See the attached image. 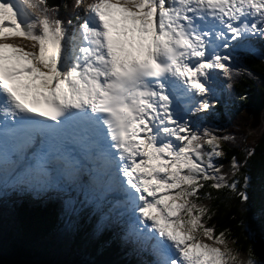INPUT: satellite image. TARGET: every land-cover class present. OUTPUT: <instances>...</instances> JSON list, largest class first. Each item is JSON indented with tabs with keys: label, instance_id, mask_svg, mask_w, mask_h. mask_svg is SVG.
I'll use <instances>...</instances> for the list:
<instances>
[{
	"label": "snow or ice",
	"instance_id": "obj_1",
	"mask_svg": "<svg viewBox=\"0 0 264 264\" xmlns=\"http://www.w3.org/2000/svg\"><path fill=\"white\" fill-rule=\"evenodd\" d=\"M256 41L264 0H0V241L10 199H56L68 231L86 213L137 264H264L209 223L221 193L248 203L264 116L240 135L188 116L218 77H253L234 61H264Z\"/></svg>",
	"mask_w": 264,
	"mask_h": 264
},
{
	"label": "trees",
	"instance_id": "obj_2",
	"mask_svg": "<svg viewBox=\"0 0 264 264\" xmlns=\"http://www.w3.org/2000/svg\"><path fill=\"white\" fill-rule=\"evenodd\" d=\"M60 15L64 16L65 13L62 11ZM257 50H264V43L261 42ZM234 66L247 67L253 73V77L235 76L230 88L227 87L226 78L218 77L216 87L219 103L213 107L211 112L199 115L201 121L198 122L202 126L206 125L220 132L240 135L246 133V125L253 110L257 111L255 120L258 123L264 116V61L255 55L240 52L239 60L234 61ZM245 94L246 100L241 101L239 97ZM262 147H264V134H260L256 143V154L249 162L248 203L241 204L238 198L228 197L221 193L222 198L210 202L215 209V215L209 221L210 224L216 225L217 231L230 228L232 236L242 248L248 246L250 242L248 237L251 234L252 244L257 254H264V213L261 212L264 208ZM225 151L228 155H235L238 159L243 155L238 147H233L231 152L226 147ZM218 163L227 166V156L219 159ZM213 195H216L214 191ZM60 208V202L56 199L14 203L16 226L12 233L6 232L0 241V264H53L57 262L59 252L54 248V242L44 240L47 237L54 238L60 225L66 221L65 217H60ZM92 219L85 213L78 221L77 227H73L70 254L67 255L80 253L78 251L83 245L84 250L82 251L88 254L89 259L87 260L95 261L96 264H133L132 257L137 264L139 258L126 249L122 250L123 247L114 242V236L110 232L98 237H93L89 233L85 239L83 233L89 232ZM84 240L88 241V245L84 246Z\"/></svg>",
	"mask_w": 264,
	"mask_h": 264
},
{
	"label": "rangeland",
	"instance_id": "obj_3",
	"mask_svg": "<svg viewBox=\"0 0 264 264\" xmlns=\"http://www.w3.org/2000/svg\"><path fill=\"white\" fill-rule=\"evenodd\" d=\"M8 42L16 43L18 45L24 46V47L29 48V49H30L31 43H32V42L24 40L22 37H10L8 39ZM188 116L190 119L193 120L194 123H196V121H201V117L199 115L198 116L194 115L195 118L192 117V115H190V114H188ZM249 121H250V119H249ZM249 121H248V123H249ZM257 125H258V121H256L254 119L251 127L256 128ZM258 137H259V135H257V133L254 132L251 135H248L247 141L249 143H252V142L257 143L258 141H256V140ZM15 199L17 200L18 198H15ZM241 204H244V203L241 202ZM60 217H63V215L61 214V211H60ZM15 226H16L15 221H9L6 223H4V221H2V237L5 236L6 232L12 233L15 229ZM63 227L66 228V225H64ZM63 227H61V228H63ZM75 227H77V225ZM66 233L67 234H64L63 239L61 241H59V244H57L58 242L56 240H53L54 241V248H56V251L59 252V258L57 259V262H55V263L56 264H73V262H75V261H81V260L89 259L88 254L82 251V250H84L82 247L83 245L81 246L80 251H78L80 253L67 255V254H70L69 248H70V244H71V240H72L73 230L68 231L66 229ZM89 233H90V231L87 233H83L85 239H87ZM44 241L46 242L47 240L45 239ZM84 243H85L84 246L88 245L87 240H84ZM55 263H53V264H55Z\"/></svg>",
	"mask_w": 264,
	"mask_h": 264
},
{
	"label": "water",
	"instance_id": "obj_4",
	"mask_svg": "<svg viewBox=\"0 0 264 264\" xmlns=\"http://www.w3.org/2000/svg\"><path fill=\"white\" fill-rule=\"evenodd\" d=\"M53 2L58 3V0H49V3H50V4L53 3ZM256 116H257V111H256V110H253V111H252L251 118H250V121H249V123L246 125V132H247V129H248L249 127L252 126L253 120L256 119ZM259 137H260V135H259ZM259 137L257 138L256 141H258Z\"/></svg>",
	"mask_w": 264,
	"mask_h": 264
},
{
	"label": "bare ground",
	"instance_id": "obj_5",
	"mask_svg": "<svg viewBox=\"0 0 264 264\" xmlns=\"http://www.w3.org/2000/svg\"><path fill=\"white\" fill-rule=\"evenodd\" d=\"M30 42V41H29ZM11 213H13V211L11 212ZM8 214H10V213H8ZM3 216L4 215H2V218H3ZM5 220L7 221V222H9V221H11L10 219H8V218H5ZM64 225H60V227L59 228H61V227H63ZM114 242L116 243H118L119 244V242L115 239V237H114ZM122 250H124V248H122ZM131 255V254H130ZM104 257H106L105 255H104ZM129 262V261H128Z\"/></svg>",
	"mask_w": 264,
	"mask_h": 264
}]
</instances>
